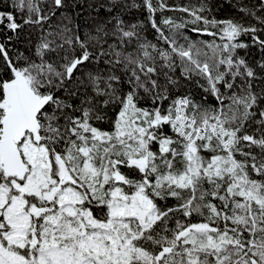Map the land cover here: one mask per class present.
<instances>
[{
  "label": "snow or ice",
  "instance_id": "6c2138e0",
  "mask_svg": "<svg viewBox=\"0 0 264 264\" xmlns=\"http://www.w3.org/2000/svg\"><path fill=\"white\" fill-rule=\"evenodd\" d=\"M0 264H264V0H0Z\"/></svg>",
  "mask_w": 264,
  "mask_h": 264
}]
</instances>
